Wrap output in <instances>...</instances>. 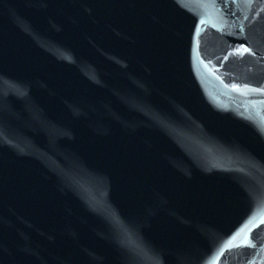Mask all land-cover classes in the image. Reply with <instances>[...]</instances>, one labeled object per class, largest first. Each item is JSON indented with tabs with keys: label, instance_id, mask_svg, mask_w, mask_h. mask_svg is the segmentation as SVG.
<instances>
[{
	"label": "water",
	"instance_id": "95a60500",
	"mask_svg": "<svg viewBox=\"0 0 264 264\" xmlns=\"http://www.w3.org/2000/svg\"><path fill=\"white\" fill-rule=\"evenodd\" d=\"M0 264H264V0H0Z\"/></svg>",
	"mask_w": 264,
	"mask_h": 264
},
{
	"label": "snow or ice",
	"instance_id": "6c2138e0",
	"mask_svg": "<svg viewBox=\"0 0 264 264\" xmlns=\"http://www.w3.org/2000/svg\"><path fill=\"white\" fill-rule=\"evenodd\" d=\"M245 51H247V49H245Z\"/></svg>",
	"mask_w": 264,
	"mask_h": 264
}]
</instances>
